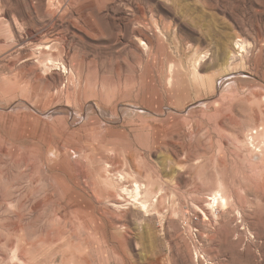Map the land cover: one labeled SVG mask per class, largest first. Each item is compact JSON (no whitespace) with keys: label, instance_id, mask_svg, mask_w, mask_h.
<instances>
[{"label":"rangeland","instance_id":"1","mask_svg":"<svg viewBox=\"0 0 264 264\" xmlns=\"http://www.w3.org/2000/svg\"><path fill=\"white\" fill-rule=\"evenodd\" d=\"M0 264H264V0H0Z\"/></svg>","mask_w":264,"mask_h":264},{"label":"bare ground","instance_id":"2","mask_svg":"<svg viewBox=\"0 0 264 264\" xmlns=\"http://www.w3.org/2000/svg\"><path fill=\"white\" fill-rule=\"evenodd\" d=\"M75 184V183H74ZM126 190V189H125ZM127 191V190H126ZM138 191H139V186L138 185H134V192H135V198L138 196ZM135 201H136V199H134ZM211 202L214 204V203H219V204H221V205H225L226 204V198L220 193V192H218V193H216V194H214V196L211 198ZM140 204V206H142V207H145V205H144V203L143 202H141V203H139ZM212 204V205H213ZM115 206V208H118L119 207V205L117 204V205H114Z\"/></svg>","mask_w":264,"mask_h":264}]
</instances>
